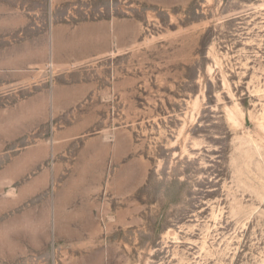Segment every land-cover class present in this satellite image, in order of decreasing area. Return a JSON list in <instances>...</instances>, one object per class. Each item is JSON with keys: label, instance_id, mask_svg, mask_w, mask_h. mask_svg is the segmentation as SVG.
I'll return each mask as SVG.
<instances>
[{"label": "rangeland", "instance_id": "374dc122", "mask_svg": "<svg viewBox=\"0 0 264 264\" xmlns=\"http://www.w3.org/2000/svg\"><path fill=\"white\" fill-rule=\"evenodd\" d=\"M85 22L108 24L110 52L71 62ZM7 100H36L39 127L0 138V170L48 138L55 100H77L85 136L134 128L151 168L134 215L101 208L98 233H39V249L15 233L24 249L0 264H264V0H0V110ZM0 179L17 199L21 182ZM56 188L0 222L41 214Z\"/></svg>", "mask_w": 264, "mask_h": 264}, {"label": "crops", "instance_id": "0c3cea01", "mask_svg": "<svg viewBox=\"0 0 264 264\" xmlns=\"http://www.w3.org/2000/svg\"><path fill=\"white\" fill-rule=\"evenodd\" d=\"M108 27L103 22L80 24L79 29L86 33L85 37L78 38L73 44L71 62H83L109 54L112 40ZM114 34H119V26ZM76 101L55 100L53 116L57 117V123L48 138H36L0 170V177L11 174L16 181L21 182L17 199L0 197V217H7L9 211L35 197L51 181L57 184L55 193L47 198L46 210H42L41 214L36 212L37 209L23 210L0 222L2 257L23 251L22 241L14 238L15 233H31L32 246L39 249L45 241L41 242L40 237L37 238L39 233L52 232L56 237L73 240L79 238V234L100 231L96 215L101 208L117 217L134 215L136 209L140 208L135 194L146 184L151 168L149 159L143 153L145 142H137L135 129L129 126H107L85 136L79 118L82 114L67 111ZM110 101L114 103V100ZM35 102L7 100L6 107L0 110V128L3 129L0 138L4 144H10L27 132H37L39 114L32 107ZM127 103L130 104V101L127 100ZM45 161L48 163L46 168L30 179L23 180L28 171ZM101 193H105L104 197L98 195ZM29 213L32 214V224H29L28 218L24 219ZM75 241L77 247L87 248L89 245L86 240ZM93 245L97 247L98 244L95 242ZM99 245L101 248L102 242Z\"/></svg>", "mask_w": 264, "mask_h": 264}]
</instances>
